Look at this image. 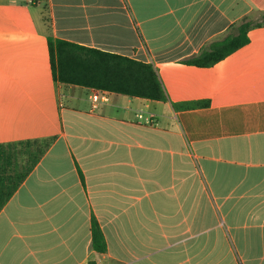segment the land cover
Here are the masks:
<instances>
[{"label":"crops","instance_id":"0c3cea01","mask_svg":"<svg viewBox=\"0 0 264 264\" xmlns=\"http://www.w3.org/2000/svg\"><path fill=\"white\" fill-rule=\"evenodd\" d=\"M243 22L247 45L184 63ZM49 36L152 64L169 101L56 83ZM50 137L0 264H264V0H0V144Z\"/></svg>","mask_w":264,"mask_h":264},{"label":"trees","instance_id":"16d2710c","mask_svg":"<svg viewBox=\"0 0 264 264\" xmlns=\"http://www.w3.org/2000/svg\"><path fill=\"white\" fill-rule=\"evenodd\" d=\"M250 22H243L221 40L210 43L184 63L211 67L249 43ZM50 63L56 83L107 91L153 101H169L157 70L150 63L48 37ZM210 101L173 103L177 111L209 107ZM55 137L0 144V212L50 149ZM94 249L107 251L100 225L92 224ZM90 264H96L92 262Z\"/></svg>","mask_w":264,"mask_h":264}]
</instances>
